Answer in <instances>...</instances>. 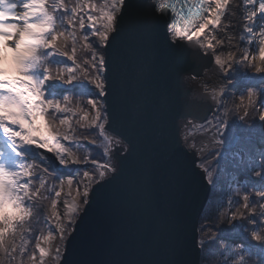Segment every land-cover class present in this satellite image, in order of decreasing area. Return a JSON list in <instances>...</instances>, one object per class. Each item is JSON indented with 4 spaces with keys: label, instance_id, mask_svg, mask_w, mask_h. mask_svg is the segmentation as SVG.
Wrapping results in <instances>:
<instances>
[{
    "label": "snow or ice",
    "instance_id": "snow-or-ice-1",
    "mask_svg": "<svg viewBox=\"0 0 264 264\" xmlns=\"http://www.w3.org/2000/svg\"><path fill=\"white\" fill-rule=\"evenodd\" d=\"M126 4L127 0H111L110 6H99L96 0H84L82 5H72L67 0H55L51 4L49 0H0V25L4 26L0 30V43L18 54L15 73L17 78L20 69L25 66V61L30 59L28 67L31 70L24 78L30 81L31 87L28 89L25 103L29 109L38 111L35 124L41 127L46 136V139L38 142L39 149L42 150V171L46 174L40 177L41 187L48 178L55 177L61 181L60 190L56 191L50 200L52 218L56 222L62 241L55 249L56 264H67V242L74 234L75 225L82 213L91 203L90 196L95 191L93 185L98 186L105 182L107 173L115 171L111 163L98 164L94 158L81 160L73 150L74 146L79 147L75 138L59 129L71 127L77 113H80L85 121H88L91 114L74 103L73 89L91 87L98 95H106L102 77H90L84 65L95 67L96 54L99 49L106 48L110 43L112 33L116 31V14L122 13ZM232 5L233 0H184L183 7H179L172 0H161L159 6L152 5L153 13L157 12L158 7L161 11L165 7L171 8L174 13L172 28L177 32V41L184 42L177 50L188 79L200 84L203 71L215 69V79L210 84H202L203 91L210 93L215 104L208 105L206 100L190 97L182 108L187 129L185 140L193 136V130L207 131L208 125L217 127L216 122L220 125L217 127L218 136L227 132L232 126L231 122L221 119L217 113L223 109V115L227 116L228 104L233 102L236 96L240 97V106L245 109L243 118L240 116L239 119L243 121L248 116V109L257 108L259 105V115L256 119L264 126V0H244L246 12L238 33L235 31L236 25L228 19L234 15ZM58 14L67 17L63 28L58 27ZM31 40L36 43L30 44ZM68 40L72 41L70 48L66 46ZM234 40L238 43H234ZM193 42L197 44L195 50L188 46ZM77 44L81 50L93 53L91 59L81 62V58L77 56ZM57 56L63 58L59 63L55 62ZM99 62L104 63L102 54L99 55ZM48 65H51V68L47 67ZM50 88L54 89L51 94ZM65 92L69 94L65 95ZM88 104L95 113L88 123L110 147L112 136L104 113L96 104L94 96L88 100ZM205 106L211 110L215 109V123L212 119L199 115L200 109ZM17 110H20L19 107ZM10 119L7 115L0 116V128L13 141L14 146L21 149L24 144L18 140L20 136L25 135L29 123L22 120L19 129L14 130L8 123ZM198 120H205L206 124L196 123ZM11 125H16V122L12 120ZM30 134L39 137L41 132L34 131ZM82 139L92 151L101 147L91 136ZM217 142L223 141L220 139ZM261 144H264V140ZM109 147L102 148L105 154L109 153ZM189 148L193 150L195 167L206 183L214 187L213 170L210 169L213 162L219 159V154L214 153L206 157L204 149H197L193 142L189 144ZM257 151L260 155L256 166L250 164L243 174L233 177L239 206L234 207L233 198L229 197L227 212L220 213L218 224L215 225L220 238L229 241L225 246L227 252L224 254L227 264H247L249 257H254L256 264H264V148H258ZM49 161L63 168L92 164L98 172V175H93L86 169L77 167V174L81 179L78 181L73 175V178L67 180L76 195L63 216L57 209L58 205L67 203L62 200L64 181ZM0 175L5 178L6 187L8 183H15L21 177L25 178L23 190L29 194L35 175L34 165L21 163L19 170L13 171L6 167L3 156H0ZM84 180H87V183H84ZM38 194L31 192V195ZM205 219L207 217L201 212L197 232L202 237H208L211 231V227L206 228L203 223ZM61 220L66 223H61ZM220 224L223 227H220ZM51 239L53 236L50 234L45 238V242ZM209 240L212 244L219 243L218 239L212 237H209ZM196 243L203 257L209 245L203 238H197ZM37 250L30 257L33 261L36 260L37 254L47 257L52 252L51 248L39 244Z\"/></svg>",
    "mask_w": 264,
    "mask_h": 264
},
{
    "label": "water",
    "instance_id": "water-1",
    "mask_svg": "<svg viewBox=\"0 0 264 264\" xmlns=\"http://www.w3.org/2000/svg\"><path fill=\"white\" fill-rule=\"evenodd\" d=\"M158 2L127 0L116 14L110 43L99 49L104 56L102 103L112 136L104 162L115 171L93 185L91 203L67 242V264H200L197 227L212 188L195 167L193 150L184 139L187 99L180 74L186 68L171 44V12L158 7L153 13ZM214 111L204 116L208 119ZM41 130L38 125L36 131ZM198 135L204 137L205 156L227 148L217 142V131ZM4 139L12 143L6 135ZM5 144L0 142L8 151ZM22 153L40 159L42 150L24 146ZM48 163L67 177L76 168ZM63 200L73 202L71 197Z\"/></svg>",
    "mask_w": 264,
    "mask_h": 264
},
{
    "label": "trees",
    "instance_id": "trees-1",
    "mask_svg": "<svg viewBox=\"0 0 264 264\" xmlns=\"http://www.w3.org/2000/svg\"><path fill=\"white\" fill-rule=\"evenodd\" d=\"M55 0H49V3H53ZM68 3L72 5L79 4L80 0H67ZM99 6L111 4V0H96ZM67 23V17L58 14L57 24L58 27L63 28ZM67 47H72V41L68 40L66 42ZM93 53L83 51L79 48L77 44V56L81 58V62L91 59ZM63 58L60 56L56 57L55 62L59 63ZM90 77L96 76V74H101L102 71H97V67L84 65ZM92 92L91 87L88 88H77L73 91L74 103L77 104L81 109L87 111L88 100L90 99V94ZM69 93H65L68 95ZM241 105L240 97L236 96L233 102L228 104L227 116L223 115V109H220L217 115L221 116V119H227L231 122V127L227 132L223 133L220 138L229 148H223L219 150H212L208 156L218 153L219 159L213 162L210 170H213V180L215 186L212 187V191L209 197V202L207 203L203 215L207 219L203 220L206 228L211 227V231L208 237H202L200 234V239L203 238L205 243L209 246L205 249L203 257H201L200 264H227L225 261V255L227 249L225 246L229 243L222 238H220V233L215 225L218 224V218L220 213L227 212L228 204L227 201L229 197L233 198V206H239V197L235 195V181L234 176L243 174L244 170L251 164L256 166L257 159L260 153L257 151L258 148H264L260 143L264 140V126H261L256 119L259 115L257 108H249L248 116L245 117L243 121L239 119L243 115L245 109ZM104 113V107L102 109ZM105 118V113H104ZM82 116L77 113L76 119L72 121L70 128L65 131L67 134L73 136L76 140V144L79 147L74 146L73 150L76 152L81 160H90L94 158L97 162L106 161V154L103 152V147H108L109 145L99 136L96 129L83 123ZM215 122V121H214ZM219 127V122H216ZM216 127V128H217ZM64 129V128H63ZM85 136H91L97 140V143L101 145L100 148H96L94 151L88 146V144L82 139ZM27 162L34 165V177L31 182V192L39 193L38 195L26 194L22 191V201L19 207L23 208L24 214L12 217L8 214L10 209L6 212L3 220L0 221L2 226H7V230L3 231L2 239L0 240V257H7L9 260L12 259L8 255V251L5 249L11 248L13 243L18 244L19 247L16 248V255L20 256L21 264L23 261L27 260L32 256L37 250V245L46 238L50 231H57L56 222L52 218V208L50 200L54 193L60 190V183L55 177L48 178L43 182V187H41L40 177L46 174L42 171V162L35 160L31 161L26 158ZM22 161V160H21ZM53 167V166H52ZM54 168V167H53ZM81 169H86V167L80 166ZM90 172L93 175H98L95 168L92 167ZM59 173V172H58ZM61 175V180L64 181V175ZM74 175L78 181L81 176L77 174V168L75 169ZM22 182H25V178L22 177ZM83 197L81 198V201ZM12 206V205H11ZM14 206V205H13ZM28 209L34 210V215H30ZM59 209V205H58ZM57 209V211H58ZM247 214V213H246ZM223 227L222 224L219 225ZM209 237L218 239V244H212ZM38 251V250H37ZM33 261V260H32ZM39 255L37 254L36 260L33 261L34 264L40 263ZM43 264H56V259L51 256H47L42 261ZM247 264H256L254 257L247 258Z\"/></svg>",
    "mask_w": 264,
    "mask_h": 264
},
{
    "label": "rangeland",
    "instance_id": "rangeland-1",
    "mask_svg": "<svg viewBox=\"0 0 264 264\" xmlns=\"http://www.w3.org/2000/svg\"><path fill=\"white\" fill-rule=\"evenodd\" d=\"M84 0H80L79 4H83ZM242 7L244 9V11L246 12V9L244 7V0H243V3H242ZM4 27V26H3ZM171 32H174L173 30H170ZM257 38H259V33H257ZM100 51L97 52L96 56H97V59L95 61V65L97 67V71L101 72V65H100V62H99V55H100ZM16 64H17V61L16 60H13V61H9L8 63V66L5 67V70L2 71L0 73L1 76H5V77H12V78H16ZM96 75H99L100 77H102L101 74H96ZM54 89H49V94H51V92L53 91ZM95 97L96 99V104L100 107L101 111L104 107V104L102 103V96L98 95L95 91L94 88H92V92L90 94V98L91 97ZM87 112H90L91 114L88 116V121L91 120L92 116L95 114L94 112H92L91 110V107L90 105L88 106V109H87ZM105 113V111H104ZM211 119L213 120V123H215L216 121L213 119V116L211 117ZM83 123L87 124V125H90L88 123V121H85L83 118L81 120ZM215 121V122H214ZM206 124V122H203ZM72 125V124H71ZM207 126V125H206ZM218 126V125H217ZM70 128V127H69ZM207 129L210 130V131H214L216 130L217 131V128L216 127H213L211 125H208L207 126ZM60 131H63V130H66L65 128L63 129L60 128L59 129ZM200 131H203V130H199V129H196V130H193L192 131V135H197L200 133ZM193 142V141H191ZM212 152V151H211ZM21 153V152H20ZM20 153L18 155H14L13 156V161L11 162L12 164H10L9 166L6 165V167L10 170H13V171H16V170H19V164L21 163H25V159L23 160V156L20 155ZM207 157V156H206ZM22 160V161H21ZM73 167H80V166H72V167H69V168H66L67 170L69 169H72ZM82 167H86L87 168V171L90 172L91 167H89L88 165H83ZM75 168V169H76ZM74 173H75V170H74ZM74 173L72 175H70L69 177H64L66 179H64V183H63V191H62V200L65 199L66 197H71V199L73 200L74 196L76 195L75 191L73 190V188L71 186H69L67 184V180L68 179H71L74 175ZM91 173V172H90ZM65 176V175H64ZM78 180V179H77ZM25 182H22V177L20 179H18L15 183H8L7 187L4 185L3 187H0V220L3 219L5 213H6V209L8 211V209H10V212L8 213L11 217H12V214L14 216L16 215H22L24 214V207L21 208L19 207V205L21 204V201H22V191L23 190V185H24ZM84 183H87V180H84ZM80 188H81V191L83 190V184L80 185ZM25 192V191H24ZM82 198V197H81ZM16 202L17 204L19 205H16ZM72 203V202H71ZM12 205V206H11ZM14 205V206H13ZM62 207L64 208L65 205H60L59 209H58V212L61 216L64 215L65 211L62 210ZM68 210V209H67ZM61 223H66V221L64 220H61ZM2 224L4 223H1V226ZM2 231V230H1ZM52 235L53 236V239L45 242V238H43V240L40 242L39 245L43 246V247H49L51 248L52 252L51 254L49 255L50 257L52 256L53 259H55V249L60 246L62 244V241L60 239V236H59V233H58V230L57 231H50L49 234L47 235V237L49 235ZM39 258L40 260H44L45 257H41L39 255ZM56 263V262H55ZM37 264H40V263H37Z\"/></svg>",
    "mask_w": 264,
    "mask_h": 264
},
{
    "label": "clouds",
    "instance_id": "clouds-1",
    "mask_svg": "<svg viewBox=\"0 0 264 264\" xmlns=\"http://www.w3.org/2000/svg\"><path fill=\"white\" fill-rule=\"evenodd\" d=\"M29 43L33 44L36 43V41L31 40ZM29 63L30 59L25 61V66L20 69L19 78L16 77L10 82H0V89L7 92V95L0 96V116L7 115L11 118L10 122L14 120L16 125H19L20 121L26 120L29 123V127L26 130L25 135L19 137L18 142H22L24 146H36L39 148L38 140L46 139L43 130L39 131L41 132L39 137H34L30 134L36 131L38 127V125L35 124V120L39 113L36 110L29 109L25 103L28 89L31 87L30 81L24 78L31 70L28 67ZM47 67L51 68V65H48ZM4 80L7 81V78L5 77ZM18 107L20 109L19 111L17 110ZM241 118L243 117L241 116ZM47 139H51V137H47ZM23 148H21V152L23 151ZM25 163L29 162L25 160ZM5 184V178L0 175V187H3ZM241 211L243 210L241 209ZM249 211H251V209ZM28 212L30 215H34V210L28 209ZM230 223L231 221H229V224ZM0 230L6 231L7 226H0ZM17 247H19V245L13 243L10 250L5 249V251H8V255L11 256L12 259L9 260L7 257H0V264H21L20 256L15 254ZM23 264H34V262L29 257L27 260L23 261Z\"/></svg>",
    "mask_w": 264,
    "mask_h": 264
},
{
    "label": "bare ground",
    "instance_id": "bare-ground-1",
    "mask_svg": "<svg viewBox=\"0 0 264 264\" xmlns=\"http://www.w3.org/2000/svg\"><path fill=\"white\" fill-rule=\"evenodd\" d=\"M242 3H243V0H233V5H232V11L234 12V15H231L228 17V19H230L234 25H236V29L235 31L238 33L239 32V25H241L243 23V20H244V15H245V11L242 7ZM1 25H0V30H1ZM171 35V40H172V46H173V50H174V53L175 55L177 56V60L179 62H182L181 58H180V55H179V52H178V47L180 45H182L184 42L183 41H177L176 37H177V32L174 30V32H170L169 33ZM228 35H233V33H228ZM238 41H235L234 40V43ZM191 49L195 50L197 48V44L196 42H193L191 45H188ZM17 52L15 51H10L8 48L4 47V45L2 43H0V73L3 71L2 69H4L5 67L8 66V63L9 61H13V60H16L17 61ZM184 65V64H183ZM214 72H215V69L214 68H210V69H205L202 73V76L200 78L201 80V83L200 84H196L195 82L191 81L190 79H188L187 77V73H181L180 74V78H181V88L183 89L184 91V94H185V97L186 99L188 100L190 97H195L197 99H201V100H206L207 101V104L208 105H214L215 104V101H213L211 99V95L210 93H205L203 91V88H202V84L207 82V83H211L214 79H215V75H214ZM5 76H1L0 75V82H10L12 79V77H6L7 78V81L4 80ZM210 107H203L200 109V113L204 116L208 113V111H210ZM214 109L211 110V112L213 111ZM183 122V131L184 133L187 131V129L185 128V120L182 121ZM204 121H201V120H198L196 121V123H203ZM15 130V129H14ZM3 132L2 131V128H0V139H4V135L1 133ZM194 136V137H193ZM193 136H189L187 140H185L186 144L188 145L189 147V144L191 143V141H194L196 140L197 142H199L198 146H197V149L199 148H204V142L201 140L204 138L203 136L201 135H193ZM6 137L12 141L7 135ZM194 143V142H193ZM212 150H215V149H212ZM0 156H2V153L0 151ZM11 158L12 159V155L10 154ZM69 204V205H68ZM65 205V208H69V206L71 205V203H68Z\"/></svg>",
    "mask_w": 264,
    "mask_h": 264
}]
</instances>
